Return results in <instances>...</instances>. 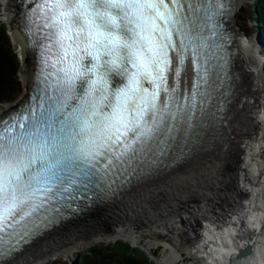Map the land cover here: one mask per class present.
Masks as SVG:
<instances>
[{"label":"snow or ice","instance_id":"1","mask_svg":"<svg viewBox=\"0 0 264 264\" xmlns=\"http://www.w3.org/2000/svg\"><path fill=\"white\" fill-rule=\"evenodd\" d=\"M21 3L42 95L0 119V264H20L78 197L111 202L191 154L228 102L217 86L232 38L223 3Z\"/></svg>","mask_w":264,"mask_h":264},{"label":"bare ground","instance_id":"2","mask_svg":"<svg viewBox=\"0 0 264 264\" xmlns=\"http://www.w3.org/2000/svg\"><path fill=\"white\" fill-rule=\"evenodd\" d=\"M227 1L232 14L224 17V27L232 34L231 53L226 72L221 73L227 78L225 87L217 86L225 91L228 102L221 105L222 119L215 132L205 135L182 161L170 163L148 181L126 185L113 201L97 202L59 222L39 243L27 248L20 264H45L59 254L68 255L78 245L90 243L123 240L137 245L144 239L142 235L149 238L144 242L148 251L158 241L167 242L183 249L190 258L196 255L201 264H236L238 251L245 247L249 251L237 264H264V71L259 69L264 55L260 57L250 48L238 28L235 3L241 0ZM0 4L1 19L13 36L15 31L20 32L26 45L19 42L26 62L20 72L24 92L15 102L0 105L2 119L28 99L38 60L23 29L21 0H0ZM191 74L188 72L189 78ZM228 118L236 123L235 128L242 127L240 133L228 130ZM220 145L228 146L229 152L224 154L222 150V156L221 151L213 154ZM212 210L218 213L216 217L204 215ZM95 218L99 219L97 225ZM74 223L81 225L80 229L86 227L95 232L91 230L90 235L83 231L84 236L79 235L77 240L72 235L56 241L65 232L77 230ZM214 225L217 226L213 230L209 228ZM136 228L144 234L137 235ZM227 245L229 248L225 249Z\"/></svg>","mask_w":264,"mask_h":264},{"label":"rangeland","instance_id":"3","mask_svg":"<svg viewBox=\"0 0 264 264\" xmlns=\"http://www.w3.org/2000/svg\"><path fill=\"white\" fill-rule=\"evenodd\" d=\"M241 1L243 2L241 8L240 9L236 8V17H237L238 28L240 29L241 34L244 36V39H246V38L248 39V44H250V48L257 55H259L260 57H263V55H264L263 46L264 45H262L261 37H258L259 34L257 31V28L255 27V23L257 24V22L252 17L253 0H241ZM2 9H3V4L2 5L0 4V26L6 30L7 35L10 39L11 44H12L11 48H12L13 54L16 57L17 68H18L17 77L20 80V84L15 85L14 88L12 89L13 91L10 90L11 87L7 90V92L2 96V99L0 101V105L15 102L21 96V93L24 92V88H23L24 85H23V80H22V76H21L20 72L23 70L22 68L23 67L25 68V66H26V62L24 61V58L22 57V51L19 49L20 45H19V41H18L17 37L13 36L12 32L10 31V28L4 22V19H1L2 14H3ZM251 43H254V45L252 46ZM263 44H264V41H263ZM240 69L243 71L242 65H240ZM259 69L263 73L264 62L262 60H261V63H259ZM257 70H258V68L256 69L255 74L258 72ZM228 121H229V126L227 128L229 131H233L235 133H240L242 131V127L235 128L236 123L233 120H230L228 118ZM263 135H264V133H263ZM222 150H223V153H224V151H226V153L229 152L228 146L220 145V146L215 147V149L213 150V154L221 151V156H222ZM209 189H211V187H209ZM203 197L205 198L204 195H203ZM189 199H190V196H189ZM145 203L149 204V202H146V201H145ZM207 213L211 214L212 217H216L218 215V213H216L215 210L207 211L204 213V215L206 216ZM82 217L87 219L86 215H84ZM99 218H101V217H99ZM98 223H99V219L95 218V225H97ZM74 225H75L74 227H77V228L79 227V228L77 230L75 229V231L73 233L72 232H65V235H62L56 241L63 240V238L66 236H67V238H69V236H72V235H76V240H77L79 238L78 237L79 235L84 236L82 233L83 231H88L90 235L92 234V232H91L92 229L89 230L86 227H84V229H80L81 225H76L75 223H74ZM216 226L217 225H214L211 227L209 226V228L213 230L214 228H216ZM95 229H96V227H95ZM92 231L95 232L94 230H92ZM134 231L136 232L137 235L144 234V232H142L141 228H136ZM238 232H239V230H238ZM142 236L144 239L141 238V240H140L141 243L137 244V245L125 242L123 240H116V241H111V242L105 241V242H98V243H90V244H87L84 246L78 245V247L75 249H72L68 253V255L59 254L56 257H53L51 260H49L45 264H60V263L78 264L79 260L77 258V256H78L77 254H79L81 252H86L89 248L111 247L112 249L113 248L118 249L121 245H124L127 248H122V250H120V248H119L118 249L119 252H122L123 250L126 251L127 249H129V251H130L129 254L136 255L141 259H146L150 264H201V261H199V259H197L196 255H194V256H192V258H190L187 255H185L186 253L184 252L183 249L175 247L172 244L169 245L167 242L158 241V244L155 245L154 247H151L150 251H148L145 247L144 242L146 240H148L149 238H146V235H142ZM181 237L183 238V236H181ZM177 238H178V235H177L176 239ZM235 238H236V236H234L232 239H235ZM237 240L245 241L242 237H237ZM143 245H144V247H142ZM228 248L229 247L227 245V248H225V249H228ZM223 249L224 248L220 247V250H223ZM220 250H218L216 252V253H218L219 260H221ZM235 252H236V250H234L232 255H230L229 257L233 256ZM239 260H240V258H237L235 263L237 264L239 262Z\"/></svg>","mask_w":264,"mask_h":264},{"label":"trees","instance_id":"4","mask_svg":"<svg viewBox=\"0 0 264 264\" xmlns=\"http://www.w3.org/2000/svg\"><path fill=\"white\" fill-rule=\"evenodd\" d=\"M252 6V17L257 22L255 27L264 41V0H253ZM11 46L6 30L0 26V101L10 87V90L13 91L14 86L20 84L17 77L16 57ZM119 248L122 250L127 247L121 245ZM118 249L111 247L89 248L86 252L77 254L78 264H150L146 259L129 254V249L122 252H119Z\"/></svg>","mask_w":264,"mask_h":264},{"label":"water","instance_id":"5","mask_svg":"<svg viewBox=\"0 0 264 264\" xmlns=\"http://www.w3.org/2000/svg\"><path fill=\"white\" fill-rule=\"evenodd\" d=\"M202 3H204L205 5L209 4V3H223L224 6H225V4L228 6V1L227 0H202ZM235 6L237 7V9H240L241 6H242V2L241 1H236ZM223 28L225 30L224 26H223ZM227 47H228V50H229V46H227ZM230 53H231V51H229V56H230ZM229 56H228V63H229ZM225 69H226V67H225ZM225 69H224L223 72H226ZM221 78H223V79L220 80L219 86L225 87V83H226V79L227 78L223 77V76ZM262 149L264 150V141H263V148ZM182 160H183V157L180 158L179 160L174 161L173 163H176V162H179V161H182ZM248 251H249V247H245L244 249L239 250L238 253H237V257L238 258L244 257L248 253Z\"/></svg>","mask_w":264,"mask_h":264}]
</instances>
